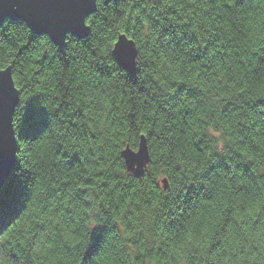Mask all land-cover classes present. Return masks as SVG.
Instances as JSON below:
<instances>
[{"label": "clouds", "instance_id": "clouds-1", "mask_svg": "<svg viewBox=\"0 0 264 264\" xmlns=\"http://www.w3.org/2000/svg\"><path fill=\"white\" fill-rule=\"evenodd\" d=\"M235 2L237 6L231 9L233 22L229 24L227 20L220 23L215 16L210 19L203 0H184L183 4L173 0L177 15L169 22L181 25L185 33H193L203 53L208 52V47L212 49L209 59L215 67L198 78L184 70L187 65L182 55L177 59L176 55L163 50L156 55L138 53L137 48L145 39L159 47L151 25L143 29L136 46L131 44L133 62L138 69L136 77L139 75L152 83L158 89L161 102H170L166 106L172 111L183 108L194 113L181 147L174 150L164 137L154 140L151 148L156 171L160 174L170 171L164 164L175 156L174 163L183 174L184 185L192 186L189 191L190 188L198 189L206 174L217 168L227 169L222 179L193 196L190 210L184 216L177 213L165 217V220L178 221L171 236L164 232L163 221L158 222L162 215L158 202L137 211L139 201L121 207L100 183L92 184L86 192L78 193L74 188L62 194L60 185L53 181V177L59 179L56 171L60 168L54 157L62 151L82 153L87 160L101 165L93 167L89 175L118 173L119 179L124 181L138 168L143 169L148 162L147 147L141 146L138 155L134 154L135 148L126 152L142 156L139 163L132 164L131 170L127 163L117 161L122 148L132 145L129 136L121 135L116 127V123L124 118L126 106L119 101L102 103L93 94L90 96L93 103L83 120L70 124L75 107L71 113L65 112L63 107L57 110L55 93L45 86L39 89L43 94L29 91L35 81L25 77H30L34 69L17 75V83L26 93L22 98L13 85V69L8 67L10 61L7 56L0 55V79L11 85L6 88V97H15L14 104L11 107L6 104L3 109L18 162L14 175L21 180L25 174L30 178L26 189L28 198L37 184L38 170L45 166L50 170L39 173V182L48 185V191L40 197L42 202L35 215L30 216L22 228L8 236L0 235V264H85L84 256L97 227H105V234L116 233L121 241L123 264H137L141 259L143 264H264V0H247V6H243L245 0ZM96 3L97 0L95 11ZM94 12L89 13L87 19ZM7 19L12 24L27 25V22ZM85 21L83 17V27L89 30L90 37ZM4 23L5 19L0 22V30ZM118 31H110L105 39H101L104 50L97 60L103 57L104 62L117 65L112 54L118 45L109 41L118 35ZM67 39L76 38L69 31L64 34V45ZM31 40L35 61L50 57L55 47L61 49L47 31L34 35L31 29ZM123 44L128 42L124 39ZM205 45L208 47H203ZM0 47H3V41H0ZM5 68L8 70L4 71ZM181 85L184 90L188 86L198 91H190L187 97L181 96V92L178 94ZM34 100L36 103L32 104ZM30 104L47 115V126L35 139L21 135ZM229 104L235 111L225 117L222 109ZM81 124L87 131L80 127ZM89 131L97 134V143L83 139ZM167 135L171 136V133ZM17 137L19 141L28 142V150L21 149ZM201 140L197 147L204 150L197 152L193 145ZM36 141L40 142L38 147L46 149L45 152H32L31 145ZM124 157L127 161V155ZM221 159L223 166H217ZM241 170L244 176L240 175ZM9 249L15 255L10 254ZM148 250L160 252L151 256ZM95 255L87 264H94Z\"/></svg>", "mask_w": 264, "mask_h": 264}, {"label": "trees", "instance_id": "trees-1", "mask_svg": "<svg viewBox=\"0 0 264 264\" xmlns=\"http://www.w3.org/2000/svg\"><path fill=\"white\" fill-rule=\"evenodd\" d=\"M176 2L183 4L184 0H176ZM203 3L204 10L210 14V19L215 16L220 23L227 20V23L232 24L231 9L237 6L235 0H203ZM243 6H247V0ZM97 7V10L87 19L91 28L90 37L79 38L73 35L76 39H67L68 45L65 53L59 47H55L50 57L41 58L42 62L32 58L34 48L32 47L31 27L28 24H12L7 19L3 29L0 30V41H3L0 55L7 56L10 61L8 67L11 66L14 71L16 85L21 90L22 98L26 93L24 88L18 85L17 75L34 69L31 71L30 77H25L30 81H35L29 91L43 94L39 89L41 86H45L55 93L57 110L63 107L65 112L71 113V109L75 107L76 112L71 113L70 124L83 120L88 107L93 103L90 100V96L93 94L99 97L102 103L114 104L119 101L120 104L126 106L124 118L116 123V127L119 128L121 135L129 136L132 141L131 147L135 149L139 147L141 136L147 137L151 159L145 175L137 177L131 173L124 181L119 179L118 173L95 172L93 175H89L93 167L98 168L101 165L87 160L82 153L62 151L54 157L60 168L56 171V176L59 179L53 177V181L60 185L59 190L62 194L74 188L78 193L86 192L92 184L100 183L104 187V191L121 207L139 201L140 203L136 204L137 211L143 206L158 202L162 213L158 217V222L163 221L164 232L171 236L178 221L165 220V217L177 213L184 216L185 212L190 210L193 196L199 195L200 192L203 193L204 188L222 179L227 169L217 168L211 174H206L204 182L198 186V189L190 188L189 191H187L188 188L192 186L184 185L183 174L174 163L175 156L170 157L169 161L164 164V168L170 171L164 174L158 173L152 161L151 145L154 140L159 141L161 137H164L174 150L181 147V141L194 113L183 108L172 111L170 107L166 106L170 102H161L162 98L158 94V89L152 83L141 79L139 75L136 77L137 72L131 73L124 69L115 59L114 53L112 55L118 66L111 61L104 62L103 57L100 60H97L96 57L104 50V44L100 43L101 39H105L110 31L119 30L118 35L109 41L113 45L122 33H126L138 44V38L143 35V29L149 25L156 33V42L159 47L157 48L145 39L144 44L138 47L139 52L156 55L159 50H163L176 55L177 59L182 55L187 65L184 70L195 74L197 78L215 67L209 59L212 49L205 45L203 47H208V52L203 53L201 46L196 44L193 33H185L181 30V25L169 22L172 17L177 15V9L173 7V0H167V3L165 0H113L109 3H106L105 0H98ZM11 20L16 23L25 22ZM33 34L36 35L34 32ZM193 65L197 67H192ZM21 69L23 72H20ZM190 91L198 90L189 89L188 86H185L184 90V86L181 85L178 94L181 92V96L187 97ZM77 100L79 103H76ZM35 103L36 100L32 102V104ZM32 104L29 106V114L21 135L24 138L35 139L47 126V115L42 109L32 107ZM233 111L235 108L229 104L222 109V115L230 117ZM80 127L85 128V125L81 124ZM145 127L148 129L147 132H145ZM85 130L87 131L86 128ZM168 133H171V136H168ZM242 134L246 135V133ZM83 139L97 143L99 137L96 133L89 131V134L83 136ZM248 139L251 140V137ZM18 142L22 150H28V142L19 141V138ZM201 143L202 140L193 145L197 152L204 150L202 147H197ZM38 145H40L39 141L32 143L33 153L46 151ZM125 149L126 147L122 148L117 156L119 164H126L123 155ZM181 155L184 154L181 153ZM218 163L217 166H223V159ZM17 167L18 162L15 169ZM14 171L0 192V230L4 229L0 235L3 236H8L9 233L22 228L30 216L35 215L36 208L42 202L40 197L48 191V185L39 182V173L50 171L46 166L38 170L37 184L29 198L26 189L30 178L25 174V178L21 180L14 175ZM245 171H247L246 167ZM125 172H128L127 168H125ZM240 175H245L242 170ZM164 178L169 181L168 189H164L162 182ZM105 232V227H97L93 231L91 244L84 256L85 264L95 253L94 264H123L120 239L114 232L110 231L106 234ZM129 242L131 243V241ZM9 252L15 255L12 249H9ZM159 252L160 250L154 252L148 250V254L151 256L158 255ZM137 264H143V259L137 261Z\"/></svg>", "mask_w": 264, "mask_h": 264}, {"label": "water", "instance_id": "water-1", "mask_svg": "<svg viewBox=\"0 0 264 264\" xmlns=\"http://www.w3.org/2000/svg\"><path fill=\"white\" fill-rule=\"evenodd\" d=\"M109 3L113 0H105ZM118 1V0H115ZM96 3V10H97ZM95 11V0H0V22L4 19L11 18L13 20H23L31 27L32 31L36 34L47 31L52 35L53 39L60 44L61 51L66 52L67 40L64 45L65 32H72L74 36L79 38H86L89 36V30L83 27L82 19L89 13ZM85 26L89 27L87 20ZM91 31V28H90ZM121 38V43H120ZM128 42L127 45L123 44V40ZM120 43V44H119ZM137 45L136 41L130 38L126 33L119 35L115 45L117 46L116 52H114L115 59L122 65L124 69L131 73L137 72V68L133 62L134 52L131 51V47ZM64 47V49H63ZM139 53V49L137 48ZM9 68H12L9 66ZM8 69L5 68L4 71ZM13 85L18 92L21 90L17 87L14 78V71L11 73ZM11 85L0 79V192L5 186L6 181L12 175L17 160L14 156V142L11 139L12 133L10 126L5 123L4 106L9 104L11 107L15 102V97H6V88H10ZM18 139V138H17ZM148 148V162L144 165L143 169H137L133 174L137 177H142L146 173V168L151 159L150 149L147 137L141 136L140 144L136 149V155L139 154L140 147ZM132 147H126L123 151V155H127L128 159L125 161L131 170L134 162L139 163L142 160V156H132L130 152ZM126 153V154H124ZM164 189L169 188V181L167 178L162 180Z\"/></svg>", "mask_w": 264, "mask_h": 264}, {"label": "snow or ice", "instance_id": "snow-or-ice-1", "mask_svg": "<svg viewBox=\"0 0 264 264\" xmlns=\"http://www.w3.org/2000/svg\"><path fill=\"white\" fill-rule=\"evenodd\" d=\"M85 19L87 20V17H85ZM85 26V25H84ZM86 27V26H85ZM87 28H89V27H87ZM90 29V28H89Z\"/></svg>", "mask_w": 264, "mask_h": 264}]
</instances>
